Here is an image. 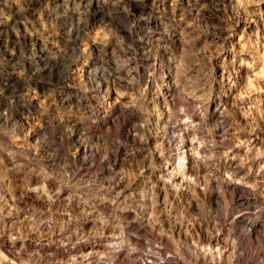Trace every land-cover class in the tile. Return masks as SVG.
Masks as SVG:
<instances>
[{
    "label": "rangeland",
    "instance_id": "374dc122",
    "mask_svg": "<svg viewBox=\"0 0 264 264\" xmlns=\"http://www.w3.org/2000/svg\"><path fill=\"white\" fill-rule=\"evenodd\" d=\"M112 2L0 0V245L11 243L9 264H171L172 257L183 264H264V222L240 240L245 227L233 221L240 208L259 210L264 221V203L238 206L196 166H174L161 128L191 114L186 103L195 93L204 94L201 104L219 99L224 120L195 132L216 150L214 159L203 152V161L222 159L227 147H249L247 170H264V0H128L115 10ZM170 8L172 17L162 12ZM136 30L150 35L151 53L176 73V100L163 95L166 66L154 75L141 61L131 76L117 75L128 81L114 84L133 110L87 100L85 79L95 85L116 71L115 61L124 65L138 40L124 33ZM31 37L46 46L49 60H42L61 67L46 74L51 88L44 92L30 85V66L41 58ZM5 49L17 55L16 66L6 67ZM101 56L103 64L87 65ZM68 73L71 88L55 82ZM6 76L27 89L8 91ZM162 161L172 162V176ZM261 176L252 181L257 196L264 193L256 185ZM62 248L71 254L51 251Z\"/></svg>",
    "mask_w": 264,
    "mask_h": 264
},
{
    "label": "bare ground",
    "instance_id": "6f19581e",
    "mask_svg": "<svg viewBox=\"0 0 264 264\" xmlns=\"http://www.w3.org/2000/svg\"><path fill=\"white\" fill-rule=\"evenodd\" d=\"M127 1L128 0H113V2H112L113 8L112 9L121 8L123 3H126ZM222 1H224V0H222ZM171 9L172 8H170L168 10H163L162 12L164 13V15H169L172 17V16H174V9H172V10ZM74 28H75L74 32L76 34H78V32H81V30L83 31V28H80L78 25H77V27L74 26ZM124 34L129 35L131 38L135 37V35H138V40L135 43V45L127 48L128 51H127V57L125 60V64L122 65L118 61H115L114 65H115L116 71H113L112 73L107 71L106 76H103L104 78H101L100 81L96 82L95 85L91 84L92 80L90 78H86L85 82L88 83L89 86L88 87H86L87 85L85 86V89H86L85 98L87 100H94V99L100 100L99 104L102 105L103 108L106 107V108L118 109V112H121V113H126V112L128 113V111L133 110V109H131L132 107L129 106V104L127 105V102L125 100L126 97L124 96V94L120 93L119 90H117V88L114 87V84L115 83L117 84L119 81H121V82L126 81L127 79H125L124 77L121 78L120 75H122V74H120V73L125 72V73H127V76H131L133 74V71H135V68H134L135 65L141 61L142 65H144V67H146L147 72L149 71L154 75H155V72L157 73L156 66H157V68L160 67L162 69H163L164 65L166 66V68L164 67L163 70H165V69L167 70L168 75L166 77H168V81H167V84L165 86V92L163 95H165L164 96L165 99H168L167 102L176 100V92H175L176 88H174V87L172 88V85L174 86V81L176 80L175 79L176 73L172 71L169 63L161 64V61L159 62L157 60L156 54L151 53L152 49L149 48L151 46L148 47V45H147V43L149 42V39H150V35L148 33L141 32L139 30H136L135 33L134 32H128V33H124ZM182 35H183V33H182ZM172 37L174 38L175 36H172ZM23 38L26 39L25 36H23ZM75 39H77V38H75ZM181 39H182V37H181ZM29 41H33L37 45V48H38L37 52L39 53V55L41 57L38 65H31L30 66V77H31L30 85L32 83V85H34V87L36 89L38 88L42 92H44L47 89L51 88V84L46 82V80H45L46 74L58 72L61 67H60V65H58V63L55 60H51V61H43L42 60V59H48L49 60V58L46 55L47 54V50L45 49L46 46L44 45L45 47L43 48V46L40 44L41 43L40 40L37 37H31V38H29ZM77 41H81V40H77ZM30 43H32V42H30ZM95 46H96L95 42H92L90 47L95 48ZM85 47H86V45H85ZM73 48L74 47L72 46L71 50L75 49V48L74 49ZM89 50H90V48H89ZM3 51H4L3 57H5V60H6V63H5L6 67L9 65L16 66L17 64H16V62L14 63V60H16L17 55H15L14 53H10L7 49H5ZM84 53L85 52H82V53L80 52V57L85 56ZM227 55H228L227 50H224L223 51L224 58H226ZM105 59L106 58H104L102 56L96 60H94V58H90L86 63L88 66H91V65L93 66L95 64L102 63ZM158 62H159V64H158ZM1 63H3V61ZM232 63H233L232 64L233 68H235L234 60H232ZM93 68L96 71L98 70L95 67H93ZM175 70H176V68H175ZM90 71H91V67L86 72L89 73ZM101 72L104 74V70ZM114 74H116V76H114ZM118 74H120V75L117 76ZM158 74L160 75L161 73H158ZM128 79H131V78H128ZM27 80H28V78H27ZM71 80H73L72 75L68 73L62 77H58L55 82L58 83V85L60 84L65 88H71L72 87ZM10 82L11 81H10L9 76L2 78V85L8 91L11 89H14L17 92H22L23 90L27 89V87L24 86L23 82H17L14 84L10 83ZM10 87H11V89H10ZM231 88H232V86H231ZM0 90H2V89H0ZM203 95L204 94L195 93L194 99H192L191 102L186 103V106H187V108L190 109L191 114H189V115L188 114H181L180 115L181 119L174 120L171 118L173 121L170 120L168 122V120H167V123H164V125L162 124L163 127H161V128H165L168 131L166 134L169 133V137H168L169 139L168 140H169L170 144L172 145V154L169 156L170 160H172L173 163L176 160V165H174V164L173 165L177 166V168H180V169H186L190 166L191 167L196 166V170L198 169L200 172H203V174H204L203 177H207L206 179L210 178L211 181L218 184L221 189L230 190L232 192V194L235 195L234 201L237 202L238 206H244L245 205L248 208L251 206H258L259 207V205H261L262 202L264 203V193L259 195L260 197L257 196L255 189H254L255 186L252 184V181L254 180V182H255L258 178H261L262 177L261 174L264 173V170L258 171V173H255L256 175L250 174L249 173L250 169L247 170V166H249V167L252 166L251 163L249 164L247 162L248 155L251 152V150H250L251 148L247 147L248 150L241 152L239 150L233 151L231 147H227L226 150L223 152L224 157L222 159L210 160L208 162L203 161V159L201 157V154L203 152L207 151V152H209V154L211 153L210 154L211 158L214 159V155L216 154V150L214 149L213 145H209V143L207 144L206 143L207 141L205 142L207 137L204 136V134L202 132H200V135H199V136H201L200 138L195 135V132L197 129L201 130L202 125L209 124V122H211V121L224 120V113H225V108H226L224 106L225 103L219 99L201 104L199 102V99H201V96H203ZM32 98H34V97H32ZM1 99H2V97H1ZM152 100H154V99H152ZM76 104H78V103H76ZM171 104H172V102H171ZM91 112H92V110H91ZM121 113H120V115H121ZM94 114H95V112H94ZM98 117H100V116H98ZM104 117H105V115H104ZM91 125H93V124H91ZM157 125H158V123H157ZM88 126L89 125H87V127ZM157 127H159V126H157ZM90 129H91V127H90ZM165 129H163V131ZM196 134H197V132H196ZM205 137H206V139L204 140ZM226 137H227V135L222 132L219 135V141L223 142V140H226ZM214 138H217L216 135ZM250 139H251V141L253 140V142L256 143L257 145H259L261 143L257 140V137L254 135L251 136ZM209 140H210V137H209ZM212 140H214V139H212ZM247 142H248V140H247ZM84 150H85V147H84ZM206 158L207 157H205L204 159H206ZM162 162H164V161H162ZM172 162H168V161L164 162L163 166L161 167L162 171L165 172V174H167V175H170L172 172V168H174V166L171 167ZM170 167H171V169H170ZM170 176H172V175H170ZM256 185H259V189L261 190V192H264V180L259 181ZM240 209L234 215L233 221L241 223L245 227L244 234L243 233L238 234L239 239L241 240L243 238V235H247V237L251 236V233L257 227L259 228V226H261L264 221H262V219H261L262 217L260 216L261 213L258 212L259 210L256 212L255 208H253V209L249 208L250 211L248 210L247 212H245L244 210H242V209L240 210ZM231 222H232V220H231ZM39 225H41V224H39ZM40 227H42V226H40ZM5 242H3V244L0 245V251L3 254V255L0 254L1 255L0 256V264H9L8 260L15 258V255L13 253L9 252V250H10L9 248L11 246L9 247L8 245L11 243L7 244ZM120 250L121 249L117 250L119 255L122 256L123 259L126 258V256L121 255ZM51 251L56 253V254L58 253L61 255H64L67 253L71 254V252H72L71 249H69V248L68 249L62 248L60 250L59 249H52ZM197 256H198V254H197ZM180 259L178 257H172L169 259L167 258V260L171 261V264H183V262L180 261ZM6 261H8V262H6ZM238 261L240 262V257H238Z\"/></svg>",
    "mask_w": 264,
    "mask_h": 264
}]
</instances>
